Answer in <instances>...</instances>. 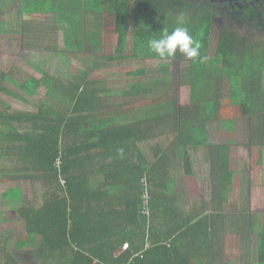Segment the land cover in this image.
<instances>
[{"label":"trees","instance_id":"16d2710c","mask_svg":"<svg viewBox=\"0 0 264 264\" xmlns=\"http://www.w3.org/2000/svg\"><path fill=\"white\" fill-rule=\"evenodd\" d=\"M26 3V8L10 15L4 13L5 2L0 0V28L4 19L14 22L17 28L13 33L21 35L28 46L30 24L24 16L56 15L57 36L63 39V50H58L85 69L72 80H62L40 67L35 73L23 72L18 77L14 64L0 66V93L37 107L36 112H15L0 98V184L14 176L7 183L12 188L3 198L22 204L15 210V219L6 222H23L27 231L18 248H32L45 259L44 263L51 264L220 262L222 214L214 205L210 215L183 206L176 197V182L169 177L178 159L182 160L184 175H195L191 149L206 147L213 153L209 125L220 123L221 141L213 166L220 193L229 196L240 180L231 166V148L236 146L232 143V139L236 140L232 121L246 118L251 135L257 137L250 160L254 167L249 181L250 202L264 192V45L239 39L224 27L217 56H211L217 18L212 3ZM248 13L254 11L250 9ZM179 24L187 26L201 44V54L206 57L203 62H194L179 53L160 58L147 50L149 39L164 30L171 32ZM157 60L189 63L190 104L171 106L166 111L157 105L155 116L151 110L144 114L133 111L128 115L134 113V120L119 122L124 116L121 114L129 110L107 104L103 93L108 88L103 78L91 72L101 65H142ZM5 79L13 80L34 98L42 95L41 100L31 101L12 92L4 87ZM139 92L140 89L136 94ZM156 123L162 128L170 124L169 142L158 140L164 135L152 133ZM155 140V161L150 164L140 145ZM161 144L167 146L161 148ZM165 168L171 171L165 173ZM24 173L27 176L21 175ZM22 185L37 187L36 193L34 188L30 190L35 196L26 193ZM251 212L250 204L249 212L242 217L251 220ZM255 215L259 220V213ZM240 227L241 232L242 224ZM262 229L260 226L253 264H264ZM121 248L124 250L116 254ZM8 253L0 260L3 264H21Z\"/></svg>","mask_w":264,"mask_h":264},{"label":"rangeland","instance_id":"374dc122","mask_svg":"<svg viewBox=\"0 0 264 264\" xmlns=\"http://www.w3.org/2000/svg\"><path fill=\"white\" fill-rule=\"evenodd\" d=\"M26 1L4 0L5 7L3 11L10 15L13 14L14 10L19 12L27 7ZM201 1H215L219 4L218 17L216 18L212 35L211 56H217L221 29L224 27L229 29L239 39H247L250 43L264 45V16L259 13L255 14V12L251 14H246L247 11L242 12L240 8H246V5L242 3L245 0ZM4 13L3 15H5ZM24 18L30 24L28 26L29 39L27 42L30 48H28L26 41L21 35L13 33L16 31L17 25L4 19L0 28V30H4V33L0 32V66L7 68L14 64L16 66L14 72L18 77L23 72L35 73L36 68L40 67L62 80H72L81 73L82 69H85L78 61L60 51L63 50V39L57 36L59 32L57 34L55 29L57 27L56 15L43 14L35 16L27 14ZM47 47L51 48V50L47 51ZM91 74L103 78V84L108 88L103 93V97L107 98V104H111V107L121 110L122 106H126V110H129L121 114H124V116L120 118L119 122L127 120L131 122V120H134V113V116L128 115L133 111L144 114V112L149 110L154 112V107L157 105H160L163 111H166L171 106L186 107L190 104L189 63L185 61L157 60L149 61L142 65H101L98 69L94 68ZM4 87L31 101L39 102L42 97L40 94L36 98L32 97L16 86L11 79H5ZM138 89L141 92L136 94ZM0 98L2 101L7 102L15 112L37 111L36 106L22 102L8 94L0 93ZM153 114L155 116V112ZM232 122H234V129L236 130H234L236 140L232 139V143L236 146L231 148V166L237 173V179L240 180H238L239 182H237L229 196L225 197L220 193L219 179L214 172L213 166V160L215 155L217 156V148L221 141L220 123L209 125L210 145L212 150H214L213 153H210L206 147L191 149V154L195 161V175H184L182 160L178 159L175 164L176 167L169 178L176 182V197L183 203V206H188L195 213L201 212L203 215H210L214 205L217 207V211L222 214L221 220L223 222L218 245V259L220 262L217 264H253L256 261L255 250L259 229L260 226L264 228V214H262V212L264 213V192L261 193L257 200L250 202L249 198L250 176L252 178L254 175L252 161L250 165L254 149L252 143L257 142V137L256 135H251L249 119L237 118ZM169 125L162 128L156 123L155 128L153 124L152 133L156 136L159 134L164 135L165 138L162 136L158 140L169 142L172 138L170 136L167 140V133H170L168 131ZM158 140L146 145L145 149L148 150V147L154 146ZM166 146L167 144H161V148ZM9 165L7 164L8 168ZM169 171L171 170L165 168V173ZM21 175L27 176V173ZM14 178V176H8L5 181L6 184H0V247H2L0 250H3L2 254L4 253L1 255L0 260H4L6 252H9L8 254L14 255V258L21 264H51L44 263L45 259L38 253L36 254V251L32 248H18L19 241L27 236L23 222L11 224L6 222L7 220L15 219V210L12 211V208H21L22 205L19 202L7 201L3 198L4 193L12 188L7 183L14 180ZM241 178L243 179L241 180ZM22 186L26 193L31 194L32 198L35 196L36 186V188L34 186ZM33 188L34 193L30 191ZM250 204L253 212L250 213L251 220H247V218L245 219L242 216L249 212ZM194 207L196 211L193 209ZM255 213H259V220ZM241 224L242 229L240 232L239 227ZM246 233H249L250 236L247 237ZM247 238L249 240H246ZM147 246L148 244H146ZM123 250L124 248L117 250L116 254L121 253ZM0 264H3V261H0Z\"/></svg>","mask_w":264,"mask_h":264},{"label":"clouds","instance_id":"9594fccd","mask_svg":"<svg viewBox=\"0 0 264 264\" xmlns=\"http://www.w3.org/2000/svg\"><path fill=\"white\" fill-rule=\"evenodd\" d=\"M147 50L160 58H172L179 53L186 59L203 62L201 44L184 24H179L171 32L164 30L158 37L147 41Z\"/></svg>","mask_w":264,"mask_h":264},{"label":"flooded vegetation","instance_id":"af4514ba","mask_svg":"<svg viewBox=\"0 0 264 264\" xmlns=\"http://www.w3.org/2000/svg\"><path fill=\"white\" fill-rule=\"evenodd\" d=\"M197 1V0H196ZM198 2H202V3H208V4H215V10L217 12V17H218V12H219V4L218 2H215V1H201L199 0ZM242 3H244L246 6V8L241 9V11L245 12V11H249L250 9H252V11L255 12V14L259 13V14H262L264 15V0H245L243 1Z\"/></svg>","mask_w":264,"mask_h":264},{"label":"crops","instance_id":"0c3cea01","mask_svg":"<svg viewBox=\"0 0 264 264\" xmlns=\"http://www.w3.org/2000/svg\"><path fill=\"white\" fill-rule=\"evenodd\" d=\"M151 143H152L151 141H149V142H145V143H143V144L140 145V148H141V152L143 153V155L145 156V158L148 160V162H149L150 164H153L154 161H155V155H154V153H153L152 148H153L154 146H151V148L148 147V150L145 149V146H146V145H150ZM102 179H103V177H101V181H102ZM18 205H20V204H18ZM15 206H16V205H15ZM16 209H17V208H12V211H14V210H16Z\"/></svg>","mask_w":264,"mask_h":264}]
</instances>
